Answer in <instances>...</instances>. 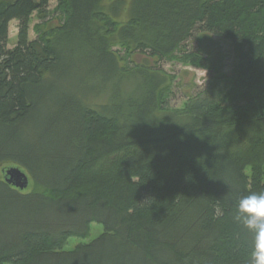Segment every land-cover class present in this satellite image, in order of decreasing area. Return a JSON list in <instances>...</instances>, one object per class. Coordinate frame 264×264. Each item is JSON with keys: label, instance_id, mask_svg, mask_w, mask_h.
Listing matches in <instances>:
<instances>
[{"label": "trees", "instance_id": "obj_1", "mask_svg": "<svg viewBox=\"0 0 264 264\" xmlns=\"http://www.w3.org/2000/svg\"><path fill=\"white\" fill-rule=\"evenodd\" d=\"M50 4L0 0V264H254L234 215L264 192V0ZM163 62L204 87L174 105ZM240 126L242 154L213 159Z\"/></svg>", "mask_w": 264, "mask_h": 264}, {"label": "rangeland", "instance_id": "obj_2", "mask_svg": "<svg viewBox=\"0 0 264 264\" xmlns=\"http://www.w3.org/2000/svg\"><path fill=\"white\" fill-rule=\"evenodd\" d=\"M56 6V0H51L50 9H53ZM38 23L37 18H34L31 24L30 30V38H35V30L34 26ZM17 34H18V21L13 20L9 26V43L8 47L13 48L17 43ZM163 67L170 73H172L176 77L175 84V97L173 99V104L176 106H180L182 103L186 101L187 96L191 95L192 92L196 93V90L204 87L205 78L207 72L202 69L194 68L192 66H186L179 62H163ZM260 128L264 130V124L260 125ZM223 133V130L220 131ZM257 132L255 127L249 126H240L239 128L234 129L231 133L225 134V136L230 140V142H226L222 144L223 146L216 149L212 154L213 159H220L224 156H238L242 154V150L246 149L249 138L253 136ZM229 134V135H228ZM256 135V134H255ZM114 159H110L105 163V168L111 166V161ZM13 166L7 167L4 170H7ZM6 176V173L4 174ZM3 175V176H4ZM30 182L28 185H30ZM28 188V186L26 187ZM31 188V186H29ZM103 232V227L100 224H92L91 234L87 240L74 238L71 239L68 243V249L74 248L79 243L84 241L92 240L98 237Z\"/></svg>", "mask_w": 264, "mask_h": 264}, {"label": "clouds", "instance_id": "obj_3", "mask_svg": "<svg viewBox=\"0 0 264 264\" xmlns=\"http://www.w3.org/2000/svg\"><path fill=\"white\" fill-rule=\"evenodd\" d=\"M234 220L254 234V264H264V192L242 197L236 205Z\"/></svg>", "mask_w": 264, "mask_h": 264}, {"label": "water", "instance_id": "obj_4", "mask_svg": "<svg viewBox=\"0 0 264 264\" xmlns=\"http://www.w3.org/2000/svg\"><path fill=\"white\" fill-rule=\"evenodd\" d=\"M5 172H6L5 180L8 183L13 184L14 186H16L20 189H25L28 186L29 177L20 168L11 167V168L5 170Z\"/></svg>", "mask_w": 264, "mask_h": 264}, {"label": "bare ground", "instance_id": "obj_5", "mask_svg": "<svg viewBox=\"0 0 264 264\" xmlns=\"http://www.w3.org/2000/svg\"><path fill=\"white\" fill-rule=\"evenodd\" d=\"M5 176V175H4Z\"/></svg>", "mask_w": 264, "mask_h": 264}]
</instances>
